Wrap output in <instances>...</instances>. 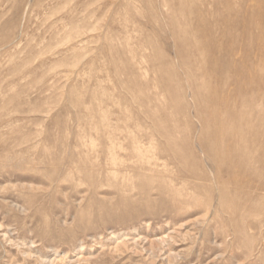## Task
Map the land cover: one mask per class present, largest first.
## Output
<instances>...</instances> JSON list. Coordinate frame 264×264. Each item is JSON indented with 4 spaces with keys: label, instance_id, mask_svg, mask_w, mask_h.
Wrapping results in <instances>:
<instances>
[{
    "label": "rangeland",
    "instance_id": "1",
    "mask_svg": "<svg viewBox=\"0 0 264 264\" xmlns=\"http://www.w3.org/2000/svg\"><path fill=\"white\" fill-rule=\"evenodd\" d=\"M263 143L264 0H0V264H264Z\"/></svg>",
    "mask_w": 264,
    "mask_h": 264
},
{
    "label": "bare ground",
    "instance_id": "2",
    "mask_svg": "<svg viewBox=\"0 0 264 264\" xmlns=\"http://www.w3.org/2000/svg\"><path fill=\"white\" fill-rule=\"evenodd\" d=\"M259 116V115H258ZM261 116V115H260ZM263 118V117H262ZM263 122V121H262ZM14 136H16V135H14ZM236 144V143H235ZM241 144V143H240ZM261 145V144H260ZM263 145H264V143H263ZM244 146V145H243ZM234 147V152H236V150H237V148H235V146H233ZM264 150V149H263ZM245 154L247 153L248 154V157L246 158V159H237V158H235L236 159V165H235V167L236 168H238L239 170H243L244 172H245V168L246 167H248V166H253L254 164H256V163H259L260 164V168H263L264 167V155L262 156V155H260V157H254L253 156V154H252V151H248V150H246V149H244V151H243ZM1 153V152H0ZM262 153V152H261ZM238 154V153H237ZM245 156V155H244ZM239 158V157H238ZM264 169V168H263ZM255 172V171H254ZM254 172H252V173H254ZM215 173L217 174V170L215 171ZM261 189H262V187H261ZM263 189H264V187H263Z\"/></svg>",
    "mask_w": 264,
    "mask_h": 264
}]
</instances>
